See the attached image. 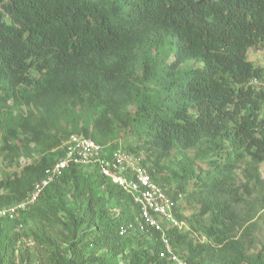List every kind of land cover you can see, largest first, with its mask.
<instances>
[{"label":"trees","instance_id":"obj_1","mask_svg":"<svg viewBox=\"0 0 264 264\" xmlns=\"http://www.w3.org/2000/svg\"><path fill=\"white\" fill-rule=\"evenodd\" d=\"M255 48H264V0H0V149L12 154L33 129L104 145L118 128L160 154L204 148V158H222L211 159L213 172L197 185L207 194L201 213L210 214L200 229L214 244H194L175 229L176 250L189 264H264V250L247 254L238 215L221 200L237 163L264 162V86L255 83L264 67L248 56ZM23 106L44 114L39 128ZM63 153L28 167L0 195V209L22 200ZM36 203L46 264H171L159 233L141 229L132 195L98 166L71 165ZM127 224L130 233L120 235ZM17 226L0 217V264H20Z\"/></svg>","mask_w":264,"mask_h":264},{"label":"rangeland","instance_id":"obj_2","mask_svg":"<svg viewBox=\"0 0 264 264\" xmlns=\"http://www.w3.org/2000/svg\"><path fill=\"white\" fill-rule=\"evenodd\" d=\"M248 56L250 60L264 67V48L250 49ZM21 109L24 115H29L33 125L39 128L40 118L44 114L34 107L27 108L23 106ZM68 109L71 110V108ZM67 126H69L68 123L64 122L63 130L72 131V128L70 129ZM62 132L55 133V131H52L48 133L43 132L41 129L38 136H36L34 129L29 132H22L20 139L17 141L18 147L15 148L12 154L3 153L0 149V195L10 193L11 190L15 189V184L22 181L21 178H26L29 175L28 167L37 168L45 160L44 158L63 150L67 139L75 132H71L68 136L63 135ZM54 136L58 137L56 141L53 140ZM36 139L39 140L36 141ZM114 145L127 148L129 151L141 156L147 165L153 168L157 179L161 178L167 181L166 188L168 191L179 193L176 202L179 214L182 215V220L185 223L183 233L187 234L194 244L213 245L214 240L204 235L200 229L201 224H209L210 214L204 216L201 213L202 202L206 199L207 194L200 190L197 185L202 183L203 180H208L207 177L213 172L214 167L211 161L221 160V156L204 158V148L174 149L160 154L142 147L143 142L138 135L131 133L127 128H118L114 138L104 144L108 152L111 151ZM155 161H158V165L154 167L156 165ZM186 161L190 162L189 166H186ZM191 169L195 170V175L189 179L188 175ZM250 169L254 172V175L250 174ZM177 174L183 175L181 179ZM178 184L183 186V191L177 189ZM20 186L23 189L25 183H21ZM223 186L221 200L225 201L230 212L237 213V220L240 221L236 235L244 240L247 254L254 257L264 250V162L254 163L248 158L245 162L237 163L229 181L225 182ZM30 192L31 190L27 192L22 200ZM22 200L11 206L17 205ZM35 205L25 211H18L14 215L8 216L14 223H18L15 232L21 235L18 245L20 264H46L45 255L48 248L45 247L47 242L42 234L47 229L45 223L36 214L39 204ZM7 207H10V205L4 208ZM52 228L51 233L54 236L62 231L57 226Z\"/></svg>","mask_w":264,"mask_h":264},{"label":"built area","instance_id":"obj_3","mask_svg":"<svg viewBox=\"0 0 264 264\" xmlns=\"http://www.w3.org/2000/svg\"><path fill=\"white\" fill-rule=\"evenodd\" d=\"M264 86V80L255 81ZM71 165L83 167L98 166L101 174L112 183L119 185L129 192L135 204L141 211V229L147 227L150 235L159 233L165 256L171 264H189L176 250L171 231L183 230L185 223L177 213V202L168 194L167 188L156 181L149 170V166L138 154L123 147L107 151L106 147L93 139L79 133H73L64 145L63 155L48 170L47 175L36 182L27 197L17 205L0 209V217L14 215L18 211H25L35 204L45 189L62 175L63 170ZM132 224L123 225L120 235L130 233Z\"/></svg>","mask_w":264,"mask_h":264},{"label":"crops","instance_id":"obj_4","mask_svg":"<svg viewBox=\"0 0 264 264\" xmlns=\"http://www.w3.org/2000/svg\"><path fill=\"white\" fill-rule=\"evenodd\" d=\"M255 63V62H254Z\"/></svg>","mask_w":264,"mask_h":264}]
</instances>
